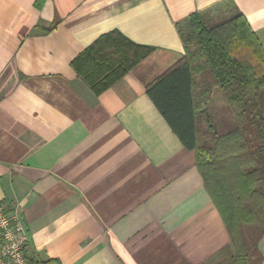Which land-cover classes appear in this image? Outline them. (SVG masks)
Returning <instances> with one entry per match:
<instances>
[{"label": "crops", "instance_id": "1", "mask_svg": "<svg viewBox=\"0 0 264 264\" xmlns=\"http://www.w3.org/2000/svg\"><path fill=\"white\" fill-rule=\"evenodd\" d=\"M264 0H0V205L30 264H224L233 248L187 150L146 94L184 55L176 24ZM117 31L154 52L95 95L71 62ZM264 264V235L258 243ZM31 261V262H30Z\"/></svg>", "mask_w": 264, "mask_h": 264}, {"label": "trees", "instance_id": "2", "mask_svg": "<svg viewBox=\"0 0 264 264\" xmlns=\"http://www.w3.org/2000/svg\"><path fill=\"white\" fill-rule=\"evenodd\" d=\"M176 27L184 55L146 86V94L183 147L195 153L233 248L224 264H261L264 49L239 13L212 26L204 13H194ZM154 50L113 31L79 54L71 67L100 95Z\"/></svg>", "mask_w": 264, "mask_h": 264}, {"label": "built area", "instance_id": "3", "mask_svg": "<svg viewBox=\"0 0 264 264\" xmlns=\"http://www.w3.org/2000/svg\"><path fill=\"white\" fill-rule=\"evenodd\" d=\"M29 235L17 213H5L0 205V264H30L25 250Z\"/></svg>", "mask_w": 264, "mask_h": 264}]
</instances>
